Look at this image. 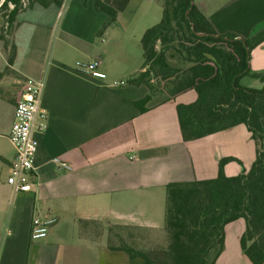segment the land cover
Listing matches in <instances>:
<instances>
[{"label": "crops", "instance_id": "obj_1", "mask_svg": "<svg viewBox=\"0 0 264 264\" xmlns=\"http://www.w3.org/2000/svg\"><path fill=\"white\" fill-rule=\"evenodd\" d=\"M103 1L117 11V19L100 36L106 15L92 0L85 5L63 0L59 7L34 4L17 15L11 66L0 39V264H144L108 244L122 240L145 251L163 244L167 184L215 178L223 158L242 162V169L233 161L224 165L226 176H236L255 160L256 145L244 125L181 139L176 105L192 103L193 91L175 99L156 94L143 112L134 106L148 94L144 85L128 82L142 65L138 47L149 28L143 25L144 3L156 1ZM193 1L204 6L217 34L245 38L264 20V0ZM92 60L100 61L104 79L75 69L77 61ZM249 67L264 70V42L252 50ZM245 78L240 83L249 87ZM29 79L44 82L41 106L48 120L46 129L34 134L31 190L14 193L6 183L14 158L7 135ZM54 158L72 171H56ZM36 215L52 216L56 223L34 241L30 229ZM244 230L242 218L224 226V249L215 264H251L239 245Z\"/></svg>", "mask_w": 264, "mask_h": 264}, {"label": "trees", "instance_id": "obj_2", "mask_svg": "<svg viewBox=\"0 0 264 264\" xmlns=\"http://www.w3.org/2000/svg\"><path fill=\"white\" fill-rule=\"evenodd\" d=\"M62 1L3 0L0 39L9 66L16 52L12 34L17 15L34 4L59 7ZM92 1L94 9L106 15L100 36L116 22L117 11L103 0ZM155 1L161 3V19L142 34L141 69L128 80L131 85H144L148 94L134 106L143 112L156 94L175 99L193 91L192 103L176 105L181 139L198 140L244 125L256 145V156L249 171L236 176L228 177L223 171L235 159L223 158L215 178L167 184L165 238L160 246L145 251L122 240L108 246L131 259L141 258L144 264H215L224 249V226L242 218L240 249L251 264H264V70L253 72L249 67L252 50L264 42V20L245 38L217 34L202 4ZM245 77L258 81L261 88L242 86Z\"/></svg>", "mask_w": 264, "mask_h": 264}, {"label": "built area", "instance_id": "obj_3", "mask_svg": "<svg viewBox=\"0 0 264 264\" xmlns=\"http://www.w3.org/2000/svg\"><path fill=\"white\" fill-rule=\"evenodd\" d=\"M99 66V60L75 63L78 72L91 78L104 79L106 75L100 71ZM43 88L42 80L29 79L16 101L13 122L7 135L14 150V158L6 179L14 193H28L31 190L30 178L38 146L34 134L43 132L48 120V113L41 106ZM52 163L58 172L72 171V166L60 158H54ZM55 223L56 219L52 216H34L31 221L30 238L32 240L44 238Z\"/></svg>", "mask_w": 264, "mask_h": 264}, {"label": "rangeland", "instance_id": "obj_4", "mask_svg": "<svg viewBox=\"0 0 264 264\" xmlns=\"http://www.w3.org/2000/svg\"><path fill=\"white\" fill-rule=\"evenodd\" d=\"M144 4L146 6V9H145L146 10L145 11L146 19H145V21H144L145 23L143 25L146 26V27H151V26L157 24L160 21V19H161V10H162L161 3L160 2H145ZM0 21H1V17H0ZM138 50H139V52L141 54L140 55L141 56L140 57V63H142L143 62V57H142V50H141L140 44H139ZM243 84L246 85V86H249V87H256L257 85H259V82L254 80V79H251V78H245L243 80ZM250 142L254 143L253 140H250ZM233 162L238 167H241V169L243 168L242 162H239V161H233ZM7 175H8V172H6L4 174V178L5 179H6ZM165 199H166V197H165V193H164L163 194V208H164V205H165ZM162 219H164V209H163ZM2 223H3V217L0 216V225ZM163 233H164V231H163Z\"/></svg>", "mask_w": 264, "mask_h": 264}, {"label": "water", "instance_id": "obj_5", "mask_svg": "<svg viewBox=\"0 0 264 264\" xmlns=\"http://www.w3.org/2000/svg\"><path fill=\"white\" fill-rule=\"evenodd\" d=\"M191 4H194V1H193V0H191ZM208 57H209V58H212V57H211V56H209V55H208ZM212 59H213V58H212Z\"/></svg>", "mask_w": 264, "mask_h": 264}]
</instances>
